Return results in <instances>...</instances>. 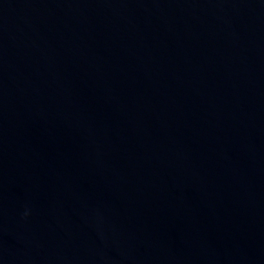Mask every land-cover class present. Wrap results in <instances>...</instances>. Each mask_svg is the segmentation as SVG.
<instances>
[{
	"label": "water",
	"instance_id": "1",
	"mask_svg": "<svg viewBox=\"0 0 264 264\" xmlns=\"http://www.w3.org/2000/svg\"><path fill=\"white\" fill-rule=\"evenodd\" d=\"M0 264H264V0H0Z\"/></svg>",
	"mask_w": 264,
	"mask_h": 264
}]
</instances>
